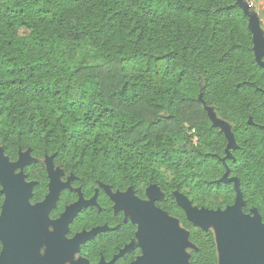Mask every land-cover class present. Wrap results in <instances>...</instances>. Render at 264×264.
Segmentation results:
<instances>
[{
  "label": "trees",
  "instance_id": "trees-1",
  "mask_svg": "<svg viewBox=\"0 0 264 264\" xmlns=\"http://www.w3.org/2000/svg\"><path fill=\"white\" fill-rule=\"evenodd\" d=\"M250 20L238 0H0V146L12 162L29 153V204L51 195L48 160L78 190L56 205L110 204L108 189L148 201L156 188L197 264H217L213 232L178 197L227 210L229 170L244 212L264 220V55ZM5 203L0 183V217Z\"/></svg>",
  "mask_w": 264,
  "mask_h": 264
},
{
  "label": "water",
  "instance_id": "water-1",
  "mask_svg": "<svg viewBox=\"0 0 264 264\" xmlns=\"http://www.w3.org/2000/svg\"><path fill=\"white\" fill-rule=\"evenodd\" d=\"M238 2L242 9L251 15L244 1L238 0ZM255 19L256 17L251 15L250 27L256 33L257 47L258 38L263 33L259 31ZM222 182L234 184L237 195L235 205L227 210H199L186 199L178 197L181 206L193 223L206 229L212 224L219 225L222 228L221 243L226 257V264H264V225L260 217L256 215L251 218L243 214L244 200L240 182L238 179L230 177L229 170ZM0 183L6 196L4 208L7 212L6 217H0V233L5 238L2 264H36L33 254L38 241L39 226L42 220L47 218L50 209L56 205L61 187L55 184L47 201L42 204L39 211L34 212L29 204L31 187L21 186L15 175V169L7 165L4 166L1 161ZM148 194L149 201L147 203H133L129 199H119L117 197L115 201L120 205H125L128 210L140 213L148 219L149 226L148 230L144 232V238L152 243V250L162 252L167 264H185V258L180 254L182 235L177 233L173 239L168 237V231L172 223H164L163 215L156 208L160 194L156 188H153ZM77 205H85V202ZM71 215L72 213L67 215L65 219H69ZM66 220L61 225H65Z\"/></svg>",
  "mask_w": 264,
  "mask_h": 264
},
{
  "label": "flooded vegetation",
  "instance_id": "flooded-vegetation-1",
  "mask_svg": "<svg viewBox=\"0 0 264 264\" xmlns=\"http://www.w3.org/2000/svg\"><path fill=\"white\" fill-rule=\"evenodd\" d=\"M108 190L106 192L110 197V204L54 205L50 209L47 218L42 220L39 226L38 241L33 254L36 264H167L162 252L152 250V243L144 238V232L149 226L148 219L140 213L128 210L125 205H120ZM31 206L34 212H37L42 205ZM244 207L245 205L242 212L245 216L254 218L258 215L264 225V220L257 209H252L246 214ZM156 208L164 211L158 205ZM70 213L72 215L66 220ZM173 218L181 223L178 218ZM162 219L166 223L164 216ZM64 220L67 222L61 225ZM172 229L173 225L168 231L170 239L177 235L170 234ZM214 238L217 264H220V252L215 235ZM189 241L194 248L189 249L186 256L183 253L185 244L182 235L180 254L185 258V264H197L195 255L199 248L192 241L191 233ZM3 253L2 250L0 258Z\"/></svg>",
  "mask_w": 264,
  "mask_h": 264
},
{
  "label": "rangeland",
  "instance_id": "rangeland-1",
  "mask_svg": "<svg viewBox=\"0 0 264 264\" xmlns=\"http://www.w3.org/2000/svg\"><path fill=\"white\" fill-rule=\"evenodd\" d=\"M250 14L254 17H256L255 19V23L259 29V31H261V33H263L262 36H264V0H257V7L254 10H249ZM258 21V24H257ZM259 46L256 47V55L258 57H261L259 54ZM208 112L211 116V119L213 121V123L218 126L221 130H223L231 139V141L233 142V134H232V130H233V126L224 121L216 112V110L214 108H208ZM234 146V144H232V147ZM31 159L29 153H24L21 155V157L19 158V160L17 162H12L11 160H9L5 154L2 151V147L0 146V161L4 166H10L11 168L15 169V175L16 177L19 179L20 181V185L24 186V187H31L32 184L26 182L25 180V173L23 171V165L24 163H26L27 161H29ZM49 160L47 161V165L50 168V173H51V190L53 191L54 189V185L58 184L61 189L63 188H68L70 190H75L73 189V187L71 185H69L68 183H65L64 178L66 177L65 172L60 169V168H53L52 166H49ZM226 175V174H225ZM78 191V190H75ZM110 193L109 194H113L115 197L119 198V199H129L131 202L133 203H147L148 201H143L142 199H140L138 196H136L135 192L132 191L131 189L124 191V192H111L110 190H108ZM151 191V189L149 190V192ZM158 191V190H157ZM159 192V191H158ZM160 197H162L161 192H159ZM179 197H181L182 199H185L184 196L180 195ZM82 201L80 200V203ZM166 222H170L173 225V229L170 231V234L173 233H180L183 235V242L185 244V246L183 247V253L188 256V250L189 249H193V245L190 243L189 241V234L190 231H188L187 229L184 228L183 225H181V223L169 216L166 212L164 211H160ZM7 212H6V208H4L3 210V214L1 218L6 217ZM187 220L196 228H199L203 231H211L213 232V234L216 237L217 243H218V247H219V252H220V264H225V255L224 252L222 250V243H221V239L223 236V232H222V228L219 225L216 224H212L210 225L207 229L203 228L201 225L195 224L193 223L187 216ZM0 239L2 241L3 244V249L5 246V238L3 236L2 233H0ZM0 264H2V258H0Z\"/></svg>",
  "mask_w": 264,
  "mask_h": 264
},
{
  "label": "built area",
  "instance_id": "built-area-1",
  "mask_svg": "<svg viewBox=\"0 0 264 264\" xmlns=\"http://www.w3.org/2000/svg\"><path fill=\"white\" fill-rule=\"evenodd\" d=\"M249 10H254L257 7V0H243Z\"/></svg>",
  "mask_w": 264,
  "mask_h": 264
},
{
  "label": "snow or ice",
  "instance_id": "snow-or-ice-1",
  "mask_svg": "<svg viewBox=\"0 0 264 264\" xmlns=\"http://www.w3.org/2000/svg\"><path fill=\"white\" fill-rule=\"evenodd\" d=\"M259 54L264 55V36L258 38Z\"/></svg>",
  "mask_w": 264,
  "mask_h": 264
}]
</instances>
